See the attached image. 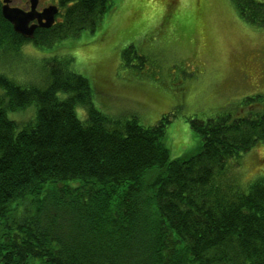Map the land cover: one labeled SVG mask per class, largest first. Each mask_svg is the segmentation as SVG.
Listing matches in <instances>:
<instances>
[{
	"label": "trees",
	"instance_id": "1",
	"mask_svg": "<svg viewBox=\"0 0 264 264\" xmlns=\"http://www.w3.org/2000/svg\"><path fill=\"white\" fill-rule=\"evenodd\" d=\"M230 1L264 28V0ZM58 4V20L25 39L0 1V46H49L93 30L111 0ZM71 60L50 59L42 87L0 73V264H264V176L228 194L215 179L228 160L264 142L261 97L190 118L200 145L171 158L168 116L144 125L101 112ZM30 104L33 119L8 116Z\"/></svg>",
	"mask_w": 264,
	"mask_h": 264
},
{
	"label": "rangeland",
	"instance_id": "2",
	"mask_svg": "<svg viewBox=\"0 0 264 264\" xmlns=\"http://www.w3.org/2000/svg\"><path fill=\"white\" fill-rule=\"evenodd\" d=\"M53 58L72 59L68 66L88 79L101 112L135 115L144 125L168 116L164 142L171 158L200 145L190 118L235 111L254 95L264 104V28L242 19L230 0H111L93 30L49 46L4 42L0 73L21 86L42 87ZM34 114L30 104L8 116L25 122ZM262 176L264 142L228 160L215 179L228 194L247 191Z\"/></svg>",
	"mask_w": 264,
	"mask_h": 264
},
{
	"label": "water",
	"instance_id": "3",
	"mask_svg": "<svg viewBox=\"0 0 264 264\" xmlns=\"http://www.w3.org/2000/svg\"><path fill=\"white\" fill-rule=\"evenodd\" d=\"M35 1H31V6L28 11L18 7L9 5V0H2L1 15L12 25L15 33L21 35L23 38L30 39L34 35L37 27L49 28L54 22V15L57 12L55 6H49L42 11H36ZM36 20L35 23L31 21Z\"/></svg>",
	"mask_w": 264,
	"mask_h": 264
},
{
	"label": "flooded vegetation",
	"instance_id": "4",
	"mask_svg": "<svg viewBox=\"0 0 264 264\" xmlns=\"http://www.w3.org/2000/svg\"><path fill=\"white\" fill-rule=\"evenodd\" d=\"M9 1H10V5H12V6H16V7H19L21 9L29 10L32 0H9ZM34 1L36 4V10L37 11L40 12L43 8H45L47 6L56 5L58 7V14H59L58 0H34ZM58 14L56 15L55 20H57L59 18Z\"/></svg>",
	"mask_w": 264,
	"mask_h": 264
}]
</instances>
